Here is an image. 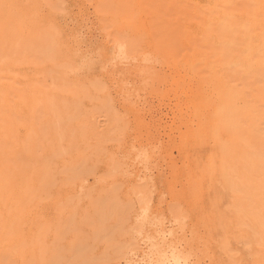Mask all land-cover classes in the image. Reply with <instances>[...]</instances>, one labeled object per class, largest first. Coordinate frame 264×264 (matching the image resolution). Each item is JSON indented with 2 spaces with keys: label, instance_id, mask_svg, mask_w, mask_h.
Segmentation results:
<instances>
[{
  "label": "rangeland",
  "instance_id": "374dc122",
  "mask_svg": "<svg viewBox=\"0 0 264 264\" xmlns=\"http://www.w3.org/2000/svg\"><path fill=\"white\" fill-rule=\"evenodd\" d=\"M222 1L0 0V264H264V57Z\"/></svg>",
  "mask_w": 264,
  "mask_h": 264
},
{
  "label": "bare ground",
  "instance_id": "6f19581e",
  "mask_svg": "<svg viewBox=\"0 0 264 264\" xmlns=\"http://www.w3.org/2000/svg\"><path fill=\"white\" fill-rule=\"evenodd\" d=\"M226 4L228 3L223 1L215 4L214 12L217 14L218 20L222 21L228 29H234L236 23L232 14L236 13L238 20L247 25L245 31L244 29L238 30V35L241 36V32L245 35H242L245 38L243 43L245 49L243 50L246 52V49H248V53L256 55V57L257 55L264 57V0H235V5L232 6L231 11H228ZM217 30L216 28L214 31L219 34ZM236 41L241 40L237 39ZM166 259V264L191 263L186 257H181L175 251L171 254V258L170 255H167Z\"/></svg>",
  "mask_w": 264,
  "mask_h": 264
}]
</instances>
